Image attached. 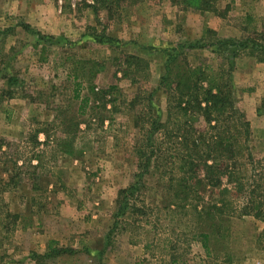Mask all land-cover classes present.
<instances>
[{
	"label": "rangeland",
	"instance_id": "rangeland-1",
	"mask_svg": "<svg viewBox=\"0 0 264 264\" xmlns=\"http://www.w3.org/2000/svg\"><path fill=\"white\" fill-rule=\"evenodd\" d=\"M94 6L0 0V264H264V224L243 210L249 192L264 198V52L233 63L235 108L250 131L239 181L214 187L180 170L167 142L142 178L140 214L115 217L136 173L135 109L148 110L131 101L152 92L153 113L165 115L166 49L264 32V0H217L204 13L169 0ZM183 54L215 72L222 63L210 50ZM52 249L61 255L37 258Z\"/></svg>",
	"mask_w": 264,
	"mask_h": 264
},
{
	"label": "trees",
	"instance_id": "trees-1",
	"mask_svg": "<svg viewBox=\"0 0 264 264\" xmlns=\"http://www.w3.org/2000/svg\"><path fill=\"white\" fill-rule=\"evenodd\" d=\"M169 1L175 6H182L184 10L192 9L200 13L216 11L217 0ZM104 2L105 0H94L97 8L94 6L92 10L96 12L97 9L103 8ZM97 42L100 43V40ZM188 44L184 51L199 48L210 50L215 57L219 56L222 60L217 67L219 71L215 72L211 65L190 66L183 54L184 51L177 52V47L166 49L165 65L158 83V91L162 90L165 94V115L153 113L152 92L147 93L146 98L140 99L139 96H135L131 101L133 106L140 100L147 102L148 110L135 109L133 128L137 132L134 142L136 173L130 186L117 194L116 218L123 220L126 215L132 217L140 214L135 205V197L144 189L142 178L149 172L151 161L160 159L163 154L161 147L167 142L177 144V151H173V163L175 162L180 170L183 171L185 168L192 174L202 171L203 178L214 187L219 186L222 179L229 182L233 180V184L239 181L236 180V160L241 154L243 144L248 141L250 131L249 124L235 108L232 92L233 63L239 53L264 52V32L254 33L253 36L241 40L215 37L208 41L201 38ZM127 59L125 62L133 60L135 66L139 65V59L131 56ZM14 83L13 78H8V85ZM106 93L111 92L101 91L102 95ZM81 101L86 106L88 98ZM241 141L243 143L239 147ZM158 152H161V155L158 156ZM2 192L0 191V194ZM247 198V207L243 208L245 214L264 224V198L256 201L250 192ZM5 217L8 218L10 215L6 214ZM200 236L206 241V235ZM259 238L264 240V231ZM61 253L62 250L52 249L42 256L38 255L37 258L57 257Z\"/></svg>",
	"mask_w": 264,
	"mask_h": 264
}]
</instances>
